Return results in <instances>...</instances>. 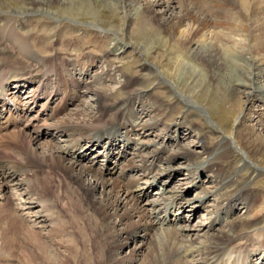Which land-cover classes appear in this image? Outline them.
<instances>
[{"label":"bare ground","instance_id":"6f19581e","mask_svg":"<svg viewBox=\"0 0 264 264\" xmlns=\"http://www.w3.org/2000/svg\"><path fill=\"white\" fill-rule=\"evenodd\" d=\"M8 1L19 4L0 8V230L3 223L10 227L0 249H11V242L18 239L30 264H37L35 248L46 249L43 264L48 251L62 261L80 240L92 255L89 264H256L249 259L252 255L263 260L264 219L256 213L257 193L251 181L264 170V0H116L122 35L145 41L135 58L145 60L141 67L150 74L158 72L164 88L176 94L175 102L194 103L161 73L160 56L149 41L152 29L170 36L179 56L191 54L204 65L218 98L236 107L233 134L219 135L211 152L202 141L199 151L174 138L165 142L172 126L191 128L190 123L186 117L168 120L174 112L161 109L153 89L139 87L141 78L108 63L109 55H124L136 46L119 37L117 28L90 21L81 35L64 39L66 30H77L72 25L78 22L75 16L95 15L90 2ZM38 16L46 20L37 22ZM61 16L69 24H62ZM134 19L139 22L132 27ZM212 23L218 30L211 28ZM82 36L89 38L93 49L107 46L103 59L79 46L77 38ZM62 43L76 47L73 51L78 53L62 54L58 50ZM41 46L45 53L38 50ZM234 51L238 66L231 60ZM97 57L104 66H97ZM229 63L238 69L236 80L226 74ZM186 64L182 59L174 66L182 72ZM165 66L168 71L169 63ZM116 72L120 81L115 80ZM108 82L117 87L110 88ZM84 92H91L93 102L80 99ZM206 105L200 109L207 115ZM102 141L105 147L99 154L107 162L98 167V160L86 154ZM199 152L207 153L206 159L193 162L192 155ZM234 155L239 156L236 167L220 164ZM180 159L189 161L183 165L188 173L215 174L216 185L195 198L184 193L188 187L168 186ZM246 169H251L250 177L239 182ZM153 188L158 190L156 197L149 195ZM239 198L244 215L231 217ZM185 207L201 208L206 221H186L190 217L182 214ZM87 210L96 220L92 228L85 220ZM74 218L78 225L71 227ZM19 223H25L23 235ZM240 225L248 231H236ZM63 227L72 235V239L67 235L71 244L56 236ZM251 232L262 236L254 249ZM138 236L140 245L129 246L128 240L134 242ZM8 241L11 244L6 245Z\"/></svg>","mask_w":264,"mask_h":264},{"label":"rangeland","instance_id":"374dc122","mask_svg":"<svg viewBox=\"0 0 264 264\" xmlns=\"http://www.w3.org/2000/svg\"><path fill=\"white\" fill-rule=\"evenodd\" d=\"M87 1L90 2L92 10H94L93 12H96L95 15L93 14V16H91L88 13H79L77 16H75L76 17L75 19L78 20V22L72 25H74L77 28V30L75 32H73L72 30L68 32V30H66L64 39H69V38L73 39L78 34L81 35L84 30L90 28V24H89L90 21L98 22L99 20L101 21L104 28L106 29L107 28H111V29L117 28L116 30H118L119 37H122V38L126 37L127 40L129 39L134 42L136 46L133 49L132 47H129L127 49L126 54L117 55V56L112 55V54L109 55L108 63L111 65L113 64L112 66L121 67V69L123 70V74H127L135 78L136 76L137 78H141L142 80H140L138 84L139 87L144 88V89H153V91L151 92L154 95L156 94L155 96H157V99L163 104V106H161V109H169L170 107V109H172L174 112V113L171 112L172 114L170 113L167 116L168 120L170 119L172 120L173 118L174 119L181 118V117H186L188 119V123H190L191 128H188V127L175 128V126H172L170 128V131L166 135L167 136L165 139L166 143H167L168 137H170L172 139L174 138L178 140L179 144L182 146H189L191 149L195 151H199L200 145H201L200 143L202 141L204 145L208 148V151L211 152L212 150L214 151V149L218 146L219 135L233 134V130L236 125L235 121H236V116H237V109L236 107L235 108L231 107L229 102H227L226 100L218 98L217 96L218 90L212 85L210 81L209 73L204 65H202L199 61H197L191 54L187 56V55H184V53H180V56H179L178 47L173 46L170 36H165V34L162 33L161 29H159V31L157 29H152L153 30L151 34L152 37L150 36L151 39L149 37L148 39H150L149 41L151 42L153 41V44H152L153 52H155L158 56H160L161 61L159 63V69L161 73L165 75L167 79H170V81L175 85L176 89L181 94L191 98L194 101L193 104H186V103L179 104L175 102L176 97H173V96H176V94L175 93L171 94L167 89L164 88V84L160 82V76L158 75V72H153L150 74L148 71L144 70L143 67H141V63L145 60L141 57H140V60H138L137 57L135 58V55L137 54L136 49H139V47L145 41L141 40L140 38L132 34L131 36L129 34L122 35L121 30H122L123 20H122V13L120 12V9L118 8L119 3H117L116 0H87ZM174 1H177V0H174ZM178 1H181V0H178ZM18 4L19 2L0 0V6H1L0 8L2 10H8L10 8H14ZM219 8L220 7H217L216 9H219ZM211 15L212 14H209V16L212 18L213 16H215V15L213 16ZM37 18L38 19H36V21L40 23L46 20V19L44 20L40 16H38ZM60 18H61L60 21L62 22V24H69L64 16H61ZM137 22H136V19H134L133 21H131L130 26L132 27L134 25L136 26ZM212 24L213 26L211 28H213L214 30L215 29L218 30L217 26H215L214 23ZM77 41L79 43V46L88 48L91 51L94 50L92 52H94V54H96L97 56H101L103 59L102 50L104 51L105 48L107 49V46H103V48H100V50H97L95 48L93 49L91 47L92 45L88 42L89 38L85 36H82L80 38L78 37ZM74 48L76 47H72V46L67 47L65 44L62 43V46L58 47V50L62 54L69 53L70 55L72 54L74 55L75 53L76 55L78 52L76 50L73 51ZM38 50L42 51V53H45L42 46L41 48H38ZM144 58L146 60L148 59L146 55L144 56ZM102 59H99V57H97V62H96L97 66L98 65L104 66L105 63L103 62ZM182 59L187 64L183 66L184 71L181 72V70L179 71L176 68V65L174 66V64L180 63ZM231 60H233L235 65L238 66L239 56L237 52L234 51L231 53ZM166 63H169V67H167L168 71L166 70V66H165ZM228 65L230 66V68H228L226 74H228L229 76H231L232 78L236 80L238 78L237 77V71H238L237 67H235L232 63H229ZM171 72H172V75L170 74ZM114 75H115V80L120 81L121 79L120 73L116 72ZM261 82L262 81L259 79L258 80L259 85L261 84ZM109 86L110 88H113V87H117V84L115 82H110ZM118 96H121V93L118 94ZM147 98L149 99V97ZM80 99H82V101H87V102L89 101V103L90 101L93 102L91 92H84V94L80 95ZM171 105H174V106L172 107ZM205 105L206 107L209 108L207 115L204 114L202 110L200 109L202 108L201 106H205ZM69 107H72V104L69 105ZM192 125L196 127L194 128ZM192 128H194V130H191ZM160 134H161L160 137L162 138L163 133L160 132ZM149 137L154 138L153 135ZM56 138H58V136H56ZM157 138L159 139V137ZM119 145L120 143L118 145L116 144V147L113 148L114 154H116L119 151L120 149L118 148ZM104 147L105 146L102 141L98 143L97 145L93 146L92 152L90 154H88L90 151H88L86 154V157H89L91 160H94V162L98 160L97 162L98 167H100L101 163L106 164L107 162L106 160H103V156L99 154L101 152L100 150H102V148ZM95 150L98 151V154H94ZM192 157H194V158H191L193 162H199V160H202V158L206 159L207 153L199 152L198 154H193ZM215 158L218 159L217 156ZM111 160L114 161V158H112ZM187 162L189 161H184L180 159L179 161L177 160V162L174 163L175 165L174 174L166 182L168 186H171V185L173 187L180 186V188H184V189L188 187L189 189L187 191H184V193L186 194L188 198L190 197L195 198L196 196H198V194L202 193L203 190H205V188L210 189L216 185L215 174H211L209 171H203V170H200L197 174L188 173V171L183 166L185 165L184 163H187ZM219 162L220 164L224 165L223 167L226 166L232 169L236 167L237 164H239V156L234 155L225 162L221 160ZM257 162L259 163L258 160ZM262 165L264 166V164ZM117 173L118 171L116 168L114 176L115 174L117 175ZM250 175H251V169H246L245 171L240 173L241 178H238L239 182L245 181L247 178L250 177ZM194 180L196 184H192ZM141 181H143V179ZM234 186L235 185H233L232 187L231 186L228 187L227 190L228 191L232 190ZM251 187L257 193V196L255 198L256 204L258 206L256 213L259 214L264 219V170L260 171V173L252 177ZM157 191H158L157 189L153 188L151 191L149 190V195H154L155 193L154 197H156ZM12 195H15V193L12 192ZM149 195L144 197L143 201H146L150 197ZM212 197L213 196L211 195L208 196L209 200H212ZM242 197L244 196H241V198ZM241 198H239L238 202H236L235 205L233 206L234 210L232 212L231 217H237V215L238 217H241L244 215L245 209L243 207V203H241L243 202V200H240ZM13 203L15 206L16 205L15 199L13 200ZM51 207L52 206H49V209H51ZM188 207H185L186 211H183L182 213L184 215L186 214L187 218L190 217V219L186 221H190L191 224L195 223L196 221H206L207 214H205V212L201 208L199 207L188 208ZM52 210L54 211V208H52ZM187 210H190V211H187ZM67 214L71 215V213L69 212ZM84 215H85L86 222L92 228V226L96 222V220L94 219V216L92 215L90 210H87L84 213ZM181 217H183V215H181ZM75 220L77 219L74 218L70 220L71 222L73 221V223H71V227L72 226L76 227L78 225V220L77 221ZM2 225H3V228L0 230V242L4 239L5 232H7V234L10 235L9 225L5 223H3ZM68 225L70 226V224ZM24 227H25V223L23 224L19 223L18 230L21 231L22 235H23ZM68 230L69 229H67L66 227H63V229H61V231L58 232L56 236H59V238H61L60 240L63 239L62 240L63 242L67 244H71L72 235L70 234ZM236 231L244 233V232H247L248 229H246L245 226L240 225L237 227ZM141 233L142 231L139 232V234ZM253 233L254 232L250 233L251 234L250 236L252 238V242H250V245L251 246L254 245V248H256V245L258 244V242H261L262 236L261 237L257 236L259 234L258 232H257L258 233L257 235H254L255 233L254 234ZM77 234L79 235V232ZM12 235L13 236L17 235V232L12 231ZM67 235L71 237V239L67 237ZM139 239L140 237L138 236L135 238L134 242H132L131 240H128V245L132 246L133 243L140 245ZM17 242H18V239L14 238V241L11 242V243H14L11 249H3V250L0 249L1 250L0 251V264H21V263L30 264L29 257H27L28 258L27 259L25 256V254L27 253H25V251H22L24 247V243H20V245H17ZM11 243L10 241H8L6 245L7 244L9 245ZM84 245H85V241L80 240L78 243V247L72 248L69 252H67V258L65 260L62 259V261H60L61 259H58V256L55 252L48 251V255H47L48 260L47 261L45 260L46 262L45 264H89V260L91 259L92 255L89 253V251ZM16 246L19 248H14ZM251 246L249 248H251ZM100 247L103 248L102 245H100ZM254 248L252 246V249ZM34 250L37 253L35 263L37 262V264H43L40 262L41 261L40 259L44 255L46 249L43 248V250H40L38 248H35ZM258 252H259V249L257 252H252L251 254H256ZM256 256L257 255H252L249 257V259L252 260V262H256V264H259V263L264 264V259L257 260L258 257ZM33 262L34 261H32V263Z\"/></svg>","mask_w":264,"mask_h":264}]
</instances>
